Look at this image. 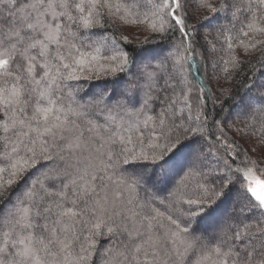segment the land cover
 I'll return each instance as SVG.
<instances>
[{
  "label": "snow or ice",
  "instance_id": "obj_1",
  "mask_svg": "<svg viewBox=\"0 0 264 264\" xmlns=\"http://www.w3.org/2000/svg\"><path fill=\"white\" fill-rule=\"evenodd\" d=\"M0 264H264V0H0Z\"/></svg>",
  "mask_w": 264,
  "mask_h": 264
}]
</instances>
